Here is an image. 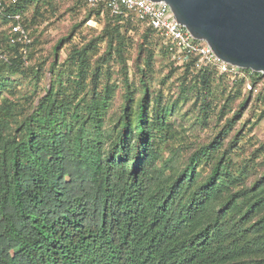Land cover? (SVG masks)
Masks as SVG:
<instances>
[{
    "label": "trees",
    "instance_id": "16d2710c",
    "mask_svg": "<svg viewBox=\"0 0 264 264\" xmlns=\"http://www.w3.org/2000/svg\"><path fill=\"white\" fill-rule=\"evenodd\" d=\"M76 1L84 18L50 61L29 29L57 0L0 12V264H264V143L248 152L235 129L254 90L243 95L245 78L197 57L153 89L157 51L173 58L155 28ZM90 19L101 30L61 61ZM245 71L254 87L264 77ZM256 101L249 131L264 119V91ZM193 117L224 123L195 143L184 124Z\"/></svg>",
    "mask_w": 264,
    "mask_h": 264
},
{
    "label": "water",
    "instance_id": "95a60500",
    "mask_svg": "<svg viewBox=\"0 0 264 264\" xmlns=\"http://www.w3.org/2000/svg\"><path fill=\"white\" fill-rule=\"evenodd\" d=\"M165 1L178 22L222 60L264 74V0Z\"/></svg>",
    "mask_w": 264,
    "mask_h": 264
},
{
    "label": "rangeland",
    "instance_id": "374dc122",
    "mask_svg": "<svg viewBox=\"0 0 264 264\" xmlns=\"http://www.w3.org/2000/svg\"><path fill=\"white\" fill-rule=\"evenodd\" d=\"M76 0H57L56 6L50 7L47 10L43 11V16L38 17L37 23L29 29V33H34L36 30V34L39 35L40 48L42 49L43 57L51 60V51L53 45L62 37L69 35L75 26L79 25L84 18V14L87 11V7L84 4L76 3ZM31 14V12H30ZM102 23L95 20L90 19L86 23H84L81 27L75 29L73 32V36L68 44H65L64 47L60 51V60L66 58L69 47L71 44L82 43L85 41V38H89L92 35V28L94 30H101ZM9 27V26H8ZM92 27V28H91ZM161 36V35H160ZM160 42L164 41V38L161 36ZM160 47V44H159ZM158 50V49H157ZM133 56H136V52L134 50ZM156 70L157 75L153 82V89L160 88V81L164 78L172 67H178L181 64L178 63L172 57H165L161 52L156 53ZM130 65V74L133 76L134 74V59L133 57L129 59ZM216 74L219 76L216 69ZM115 77H118V74H114ZM51 79L50 73H47L45 77L44 84H48ZM231 80L232 78L229 77ZM246 79V78H245ZM177 83L174 78H172L166 85H164V92L167 96L177 94ZM248 83L252 85V88L248 87ZM253 89V94L250 99L247 101L245 106L241 108V117L237 120L235 124V129H244L246 132V136L243 138L244 145L250 152L252 149H255L259 144L264 143V119H262L258 124L254 125L252 130L249 131V121H254L252 116V112L255 111L258 113V107L260 104L256 101V97L260 91H264V77L261 81L253 86L252 82L246 79V85L243 86V95L248 93V90ZM120 99V98H119ZM242 98L236 100L233 105V109H239V103ZM117 107V106H116ZM116 109V108H115ZM232 114V111L229 115ZM194 117L191 118V121H184V124L188 126L190 129L187 133L190 135V139L194 140L195 143H203L207 142L215 130L221 127L224 121H220L219 123H211L209 126H202L198 124L192 123Z\"/></svg>",
    "mask_w": 264,
    "mask_h": 264
},
{
    "label": "built area",
    "instance_id": "2783aa9c",
    "mask_svg": "<svg viewBox=\"0 0 264 264\" xmlns=\"http://www.w3.org/2000/svg\"><path fill=\"white\" fill-rule=\"evenodd\" d=\"M17 0H0V12ZM90 6L103 5L112 14L122 17H132L145 22L155 28L164 38L165 45L169 48L173 58L180 64L197 57L199 66H214L219 74H226L232 79L238 77L250 80V73L237 65L230 64L218 57L207 41L195 38L191 32L174 16L171 7L165 1L152 0H84ZM15 20L11 27L14 32H20L25 38L27 34L22 26V15L11 12L7 15ZM253 71V70H252ZM248 87L252 85L248 83Z\"/></svg>",
    "mask_w": 264,
    "mask_h": 264
}]
</instances>
